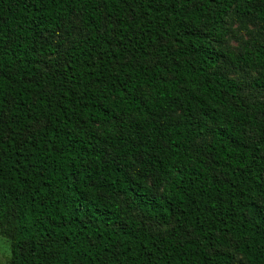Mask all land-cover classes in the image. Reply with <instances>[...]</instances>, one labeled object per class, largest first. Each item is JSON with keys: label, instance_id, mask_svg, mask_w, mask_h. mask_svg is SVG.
Instances as JSON below:
<instances>
[{"label": "trees", "instance_id": "1", "mask_svg": "<svg viewBox=\"0 0 264 264\" xmlns=\"http://www.w3.org/2000/svg\"><path fill=\"white\" fill-rule=\"evenodd\" d=\"M237 71L264 95V0H0L7 264H264V97Z\"/></svg>", "mask_w": 264, "mask_h": 264}, {"label": "rangeland", "instance_id": "2", "mask_svg": "<svg viewBox=\"0 0 264 264\" xmlns=\"http://www.w3.org/2000/svg\"><path fill=\"white\" fill-rule=\"evenodd\" d=\"M227 22L228 35L226 37V43L231 49H236L240 41L244 38H247V31H250L251 24L247 21H238L236 14H231ZM245 24V28L243 25ZM237 80L242 84V95L249 100L256 99L258 97H264L257 93L256 87L251 86L252 77L243 71H237L235 73ZM147 225H150L153 230L163 229V226L160 224L147 222ZM10 257V244L9 240L0 235V264H7ZM243 259L240 256H236L234 264H244Z\"/></svg>", "mask_w": 264, "mask_h": 264}]
</instances>
